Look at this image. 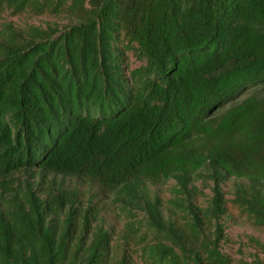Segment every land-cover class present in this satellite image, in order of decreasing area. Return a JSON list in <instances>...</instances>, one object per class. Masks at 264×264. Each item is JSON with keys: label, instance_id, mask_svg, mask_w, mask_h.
<instances>
[{"label": "trees", "instance_id": "trees-1", "mask_svg": "<svg viewBox=\"0 0 264 264\" xmlns=\"http://www.w3.org/2000/svg\"><path fill=\"white\" fill-rule=\"evenodd\" d=\"M5 11L78 22L0 42V202L17 172L87 180L140 204L172 243L148 248L152 264H235L221 248L224 178L246 180L229 202L264 227V0H0ZM124 41L143 61L128 75ZM204 168L215 183L201 207L192 175ZM171 178L184 229L146 190ZM37 186L0 208V264H73L80 251L76 264H108L111 233L92 227L94 205Z\"/></svg>", "mask_w": 264, "mask_h": 264}, {"label": "rangeland", "instance_id": "rangeland-1", "mask_svg": "<svg viewBox=\"0 0 264 264\" xmlns=\"http://www.w3.org/2000/svg\"><path fill=\"white\" fill-rule=\"evenodd\" d=\"M77 22L78 20L75 17L65 13L57 16H36L31 13L16 15L11 11L0 12V42H8L12 32L19 34L23 39H31V32L34 29L46 31L51 28L63 31ZM116 46L120 49L122 55L120 63L127 75L131 70L143 64V61L137 58L128 42H120ZM252 92L253 90L246 91L237 99V102L242 101ZM214 175L215 170L211 168H204L192 175V185L196 187L193 198L201 207L208 206L214 195ZM14 180L13 192L4 194L8 199L7 201H10L17 191L21 195V191L27 189L29 182L36 188L37 185L42 183V188L47 190L48 188L78 190L83 196L84 208L89 204L94 205L96 213L92 227L98 226L111 233L108 264H120L125 255L129 258L131 264H152L148 260V248L158 242L172 244L166 239L158 238L156 232L148 227L147 212L140 204H128V202L119 198L116 192L104 191L95 183L55 174L48 175L44 179L45 181H42L39 173L32 175L27 172H17ZM243 182H246V180L235 176L224 178L222 188L227 200L230 201L235 197L237 184ZM176 186L177 180L171 178L157 183H147L146 190L151 198L155 196L161 198V208L166 219H171L177 226L184 229L187 228L190 216L175 204L178 195L175 192ZM41 195L45 196L44 194ZM7 201L2 200L0 202L1 209L9 205ZM229 201L227 203L228 212L221 220L225 234V238L221 242V248L235 264H252L256 261L258 255L264 257L256 242L258 240L264 243V227L256 225L250 217L243 214L240 209L233 206ZM206 228L207 233H213L216 227L213 223H208ZM78 246L79 239H76L72 246L73 253L77 251ZM76 258L78 260H75L73 264L82 259V251L79 252Z\"/></svg>", "mask_w": 264, "mask_h": 264}]
</instances>
